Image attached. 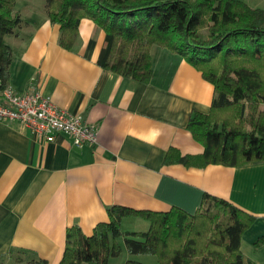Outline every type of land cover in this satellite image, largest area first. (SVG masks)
<instances>
[{
    "label": "crops",
    "instance_id": "0c3cea01",
    "mask_svg": "<svg viewBox=\"0 0 264 264\" xmlns=\"http://www.w3.org/2000/svg\"><path fill=\"white\" fill-rule=\"evenodd\" d=\"M244 1L264 8L263 0ZM18 2L21 21L4 37L11 47L7 86L16 93L40 91L57 106L80 113L95 126L97 140L77 146L58 132L46 141L18 121L0 119V264H57L66 228L76 224L91 234L108 220V205L156 211L177 206L193 213L204 193L255 215L241 234L240 249L264 264V243L254 244L264 235V161L163 163L171 146L181 154L203 151L186 127L192 111L206 113L212 101L213 85L200 71L181 54L153 44L150 78L122 76L97 64L104 31L91 19H80L73 48L65 49L45 1ZM129 258L123 245L107 264Z\"/></svg>",
    "mask_w": 264,
    "mask_h": 264
},
{
    "label": "trees",
    "instance_id": "16d2710c",
    "mask_svg": "<svg viewBox=\"0 0 264 264\" xmlns=\"http://www.w3.org/2000/svg\"><path fill=\"white\" fill-rule=\"evenodd\" d=\"M44 1L49 21L59 25L63 48H73L81 18L104 31L96 62L105 69L146 81L152 75L149 50L158 44L181 54L213 85L209 111H192L186 124L203 151L181 154L171 146L164 164L264 161V8L244 0ZM14 7L15 0H0V91L11 62L4 37L21 21ZM93 44L90 39L87 57ZM106 211L108 220L89 235L76 224L66 228L57 264H107L123 245L129 254L154 255V264H256L240 249L241 234L255 215L222 197L204 193L193 213L177 206L156 211L119 204ZM128 215L147 220L148 228L124 232L120 223ZM260 243L264 235L254 244ZM124 264L148 263L129 258Z\"/></svg>",
    "mask_w": 264,
    "mask_h": 264
},
{
    "label": "built area",
    "instance_id": "2783aa9c",
    "mask_svg": "<svg viewBox=\"0 0 264 264\" xmlns=\"http://www.w3.org/2000/svg\"><path fill=\"white\" fill-rule=\"evenodd\" d=\"M0 119L18 121L46 141L53 140L58 132L66 134L77 146L97 140L95 126L85 122L80 113L68 112L37 90L16 93L7 85L3 87L0 91Z\"/></svg>",
    "mask_w": 264,
    "mask_h": 264
},
{
    "label": "rangeland",
    "instance_id": "374dc122",
    "mask_svg": "<svg viewBox=\"0 0 264 264\" xmlns=\"http://www.w3.org/2000/svg\"><path fill=\"white\" fill-rule=\"evenodd\" d=\"M23 0H19V4H21V2H22ZM261 3L262 4H264V0L263 1H261ZM15 10L17 11V6H16V3H15ZM19 11V10H18ZM17 11V12H18ZM19 13V12H18ZM6 38V37H5ZM6 40H7V38H6ZM153 45V44H152ZM137 219V220H136ZM139 219V220H138ZM134 221V220H136V221H139V222H137V223H135V222H128V221ZM135 223V224H134ZM120 227H121V229L124 231V232H126V231H128V232H131L132 230H140V231H142V230H146L147 228H148V223H147V221L146 220H144L143 218H140V216H136V217H133V216H129V217H124V220H121V223H120ZM121 241V243H123V240L121 239L120 240ZM121 257H123V255L121 256ZM121 257L120 258H118V261H119V259H121ZM133 257V258H132ZM131 258L132 259H136V260H140V261H142V262H145V263H148V264H154L155 263V261H156V257L154 256V255H149V254H143V253H140V254H131ZM125 262V261H124Z\"/></svg>",
    "mask_w": 264,
    "mask_h": 264
}]
</instances>
